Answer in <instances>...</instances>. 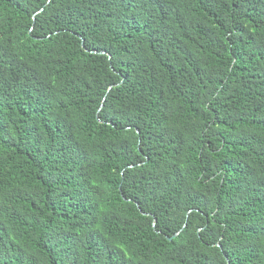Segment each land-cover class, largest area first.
Masks as SVG:
<instances>
[{"label":"trees","instance_id":"obj_1","mask_svg":"<svg viewBox=\"0 0 264 264\" xmlns=\"http://www.w3.org/2000/svg\"><path fill=\"white\" fill-rule=\"evenodd\" d=\"M0 264H264V0H0Z\"/></svg>","mask_w":264,"mask_h":264},{"label":"water","instance_id":"obj_2","mask_svg":"<svg viewBox=\"0 0 264 264\" xmlns=\"http://www.w3.org/2000/svg\"><path fill=\"white\" fill-rule=\"evenodd\" d=\"M138 131V130H137ZM155 219H154V224H155ZM177 235V233L176 234H174L172 237H167L169 240H171L174 236H176Z\"/></svg>","mask_w":264,"mask_h":264}]
</instances>
